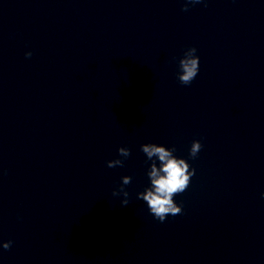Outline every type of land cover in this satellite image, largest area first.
Returning a JSON list of instances; mask_svg holds the SVG:
<instances>
[{
	"label": "clouds",
	"instance_id": "obj_1",
	"mask_svg": "<svg viewBox=\"0 0 264 264\" xmlns=\"http://www.w3.org/2000/svg\"><path fill=\"white\" fill-rule=\"evenodd\" d=\"M205 2V0H185L182 11H188L189 5ZM205 6L206 3H205ZM197 49L189 47L181 59H179V71L177 79L180 84L188 86L199 73V56L196 55ZM31 52H26L25 56L30 58ZM141 151L146 154L148 160H151L150 169L147 176L150 180V186L144 191L137 194L138 199H142L147 203L149 212L160 222H164L169 215L176 216L183 213V207L174 200V196L183 193L191 182V177L195 175V169L183 158L174 155L175 148H168L164 145L155 143L142 144ZM202 148L199 140H194L189 149V157L194 159ZM118 154L127 158L130 156V149L127 147L118 148ZM155 158V159H154ZM159 161V166L157 165ZM123 167L124 161L114 159L107 161V167ZM130 176L122 177V185L119 191H113V196L123 195L121 201L122 206L129 204V193L124 189L125 185L131 183ZM264 196V194H262ZM12 241H6L2 244L3 249L8 250L12 245Z\"/></svg>",
	"mask_w": 264,
	"mask_h": 264
}]
</instances>
